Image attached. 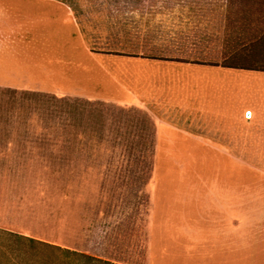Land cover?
Returning a JSON list of instances; mask_svg holds the SVG:
<instances>
[{"label": "rangeland", "instance_id": "rangeland-1", "mask_svg": "<svg viewBox=\"0 0 264 264\" xmlns=\"http://www.w3.org/2000/svg\"><path fill=\"white\" fill-rule=\"evenodd\" d=\"M57 1L61 5L50 10L41 6V19L22 23V30L39 23L38 33L27 37L32 41L0 51V264H23V244L9 231L113 264H148L152 180L162 179L160 190L168 189H158L161 227L163 215L172 212L164 206L177 205L175 189L192 193L181 176L202 178L206 193L228 182L224 187L234 194L233 212L225 211L235 219L233 262L264 264V73L234 70L232 77L219 78L235 84V116H129L113 104L51 90L63 75L75 80L76 72L67 70L81 69L87 49L148 55L162 53L166 41H185L191 57L220 63L225 51L245 48L264 19V3L190 0V10L203 16L199 23L181 24V13L171 11L163 23L137 19L108 26L100 24L109 11L99 7L103 0ZM182 1L170 0L169 10L181 12ZM159 120L181 123L199 141L183 142L175 134L177 145L161 146ZM210 140L227 141L233 151L212 152ZM166 148L177 151H161ZM210 240L215 248L216 237ZM204 243L202 250L211 254L209 240Z\"/></svg>", "mask_w": 264, "mask_h": 264}, {"label": "crops", "instance_id": "crops-1", "mask_svg": "<svg viewBox=\"0 0 264 264\" xmlns=\"http://www.w3.org/2000/svg\"><path fill=\"white\" fill-rule=\"evenodd\" d=\"M98 2L100 8L109 10L105 14L103 23H100L108 26L137 24V19H141L145 25L155 23V19H162L160 23H163L165 19L167 21L170 18L171 11L181 13L179 15L181 24H187V19L193 23H199L197 19L203 17L197 10L195 12L190 10L194 3L190 0L181 2V12L178 9L169 10L172 8L169 6L170 0H103ZM44 4H47L48 10H50V5H61L57 0H0L1 52L10 49L14 45L13 42L32 41L27 37L37 32L35 27L39 23L34 20L41 19L40 10ZM29 18L34 19L33 22L22 30V23ZM20 33L24 35L23 38L18 37ZM130 55L91 52L87 49V58L85 62L82 60L81 69L77 67L75 70H67L69 73L76 72L72 73L77 76L75 80H72L73 76L67 78L63 75V78H59V82L52 85L51 90L53 89L56 95H75L87 101L113 104L123 112H131L129 116H235L230 108L234 96L230 88L235 84L219 81V78H224L226 74H231L232 77L234 71L220 66L148 59L142 57V54L138 57ZM58 74H61V71ZM236 85L241 86V83H236ZM260 112L262 111L258 109L255 116H260ZM251 114L253 116L254 113L251 112ZM159 122L157 136L162 139L161 146L177 145L175 143L180 139L173 138L175 134L181 135L183 142L199 141L196 137L189 136L182 131L180 122L176 126L162 120ZM164 128L171 133L166 135ZM210 142L215 147L210 150L212 152L233 151L225 147L228 144L227 141H225L227 144L223 142L222 144L217 140H210ZM161 151L177 150L166 148ZM181 178L187 180L188 189L192 190V193L183 195L181 189H175L173 196L175 200L178 199L177 205H162L164 209L172 212L170 215H163L161 227L158 225L157 215L160 204H157V199L161 189L159 185L163 180L155 177L152 180L148 264H209L210 262L212 264H234L232 234L235 229L233 223L235 219L228 216V213L233 212L234 209V194L224 187L228 182L222 181L221 187L208 188L206 193L202 191V178L185 176ZM195 182L198 183L195 184ZM205 184L211 185L210 182L209 184L205 182ZM213 185L217 186L218 183ZM167 191L168 189L164 188L161 192L164 194ZM178 194H181V199L178 198ZM196 201L199 209L194 205ZM203 203L207 204L204 208ZM158 237L164 238L158 239ZM215 237L218 242L214 248V243L210 238ZM207 240L214 248L211 254L202 250L205 247L204 241L207 242Z\"/></svg>", "mask_w": 264, "mask_h": 264}, {"label": "trees", "instance_id": "trees-1", "mask_svg": "<svg viewBox=\"0 0 264 264\" xmlns=\"http://www.w3.org/2000/svg\"><path fill=\"white\" fill-rule=\"evenodd\" d=\"M255 4L264 3V0H253ZM255 34L250 36L245 48H230L221 56V62H208L199 59L203 56H190L185 41H166L160 54L148 55L142 54V57L148 59L185 62L192 64H201L207 66H220L226 70H244L264 73V52H257L256 48L264 51V19L253 27ZM168 42V43H167ZM156 46H153L155 48ZM194 53V52H193ZM139 54L133 53L130 56L138 57ZM192 55V54H191ZM7 235L20 241L22 246L21 257L23 264H113L84 252L71 249L67 246H60L53 242H46L34 237H28L24 234L6 232ZM24 260V261H23Z\"/></svg>", "mask_w": 264, "mask_h": 264}, {"label": "built area", "instance_id": "built-area-1", "mask_svg": "<svg viewBox=\"0 0 264 264\" xmlns=\"http://www.w3.org/2000/svg\"><path fill=\"white\" fill-rule=\"evenodd\" d=\"M249 113H250V112H249ZM249 116H252V114H251V115L249 114Z\"/></svg>", "mask_w": 264, "mask_h": 264}]
</instances>
